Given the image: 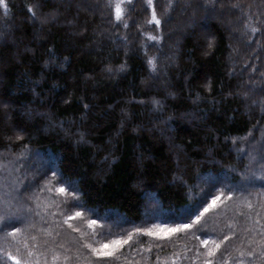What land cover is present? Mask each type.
I'll list each match as a JSON object with an SVG mask.
<instances>
[{
	"label": "trees",
	"instance_id": "16d2710c",
	"mask_svg": "<svg viewBox=\"0 0 264 264\" xmlns=\"http://www.w3.org/2000/svg\"><path fill=\"white\" fill-rule=\"evenodd\" d=\"M116 3L0 2V163L47 160L74 204L171 233L104 256L39 207L31 235L69 264H264V179L236 187L264 178V0Z\"/></svg>",
	"mask_w": 264,
	"mask_h": 264
},
{
	"label": "rangeland",
	"instance_id": "374dc122",
	"mask_svg": "<svg viewBox=\"0 0 264 264\" xmlns=\"http://www.w3.org/2000/svg\"><path fill=\"white\" fill-rule=\"evenodd\" d=\"M119 1L117 0V3ZM115 5L114 15L116 18ZM238 151L242 152L243 150L239 149ZM29 158L30 162H36L38 165L32 166L33 172L19 170L13 163H0V218H2L0 219V231L3 222L13 219L20 221L19 225L13 229L0 232V250L4 249L2 251L4 264H69L68 256L61 254L58 247H56L57 245L49 247V243H46L47 241L43 240L42 236L39 234L31 235L34 227L38 225V219L36 220L35 217L29 214L32 210L39 209V207H43V211L48 213L47 220L58 223L59 227H63L69 232H76L75 235L82 238L83 243L81 245H84L87 251L91 249L90 251L94 252L93 249H95L94 253L99 255L111 252L113 256L118 252L123 253V251L125 255L127 252L130 255L131 245L127 239L131 237H136L134 239L135 243L132 245L138 244L139 246L135 247L143 249V244L140 245L139 243L143 239L142 236H148L147 232L155 237H168L170 235V226L149 224L139 227L138 224L126 222L117 215H111L108 219H105L107 216L95 215L89 209L74 204L72 202L75 200L73 198L74 194L68 190V186L54 182L50 174H42L47 168L45 164H48V161H39L34 155ZM249 160L254 162L259 158L254 156L250 157ZM262 165H264V162ZM30 168L26 166L25 169ZM240 177L242 179L237 182L236 187L244 191L264 179L258 174V170L252 173L251 180H246L242 175ZM61 188L64 189L63 192L58 191ZM44 189L49 193V196H44ZM29 203H32V205H29ZM231 205L229 203L225 208ZM218 207L219 204L215 201V205L209 208ZM77 213L80 215H77ZM92 221H95V223L93 224ZM105 245L107 247H104ZM119 249L121 250L118 251Z\"/></svg>",
	"mask_w": 264,
	"mask_h": 264
},
{
	"label": "snow or ice",
	"instance_id": "6c2138e0",
	"mask_svg": "<svg viewBox=\"0 0 264 264\" xmlns=\"http://www.w3.org/2000/svg\"><path fill=\"white\" fill-rule=\"evenodd\" d=\"M0 2H2V0H0ZM127 2H128L129 4H131V3H132V0H127ZM146 3H147V5H148L149 7H151V6H152V3H153V0H146ZM115 9H116V19H117V20H120V19L122 18V14H123V9L121 8L120 3H117V4L115 5ZM29 11H32V9L30 8ZM153 22H154L157 26H159L160 23H161V21H160L159 19L156 18L155 11H153V13H152V18H151V20L149 21V23H153ZM125 26H127V25H125ZM253 31H255V29H253ZM150 39H154V37H150ZM58 191L63 192L64 189L61 188V189H58ZM217 199H219V197H217ZM214 205H215V200L213 201L212 205H210L209 207H212V206H214ZM208 210H209L208 208H205V209H204V212L200 213V215L203 216L204 213L207 212ZM77 215H80V214L77 213ZM0 219H2V218H0ZM199 219H200V217L197 216L196 221H194V223L198 222ZM92 223L94 224L95 221H92ZM189 227H191V225H180V226H178L177 229H173V231L183 230V229H186V228H189ZM149 234H151V233H149ZM114 243H118V242H114ZM204 243H207V241H205ZM104 247H107V245H105ZM217 247H219V245H217ZM93 251L95 252L96 250L93 249ZM101 254L107 256V255H111V252H105V253H101ZM210 254H211V253H210Z\"/></svg>",
	"mask_w": 264,
	"mask_h": 264
}]
</instances>
